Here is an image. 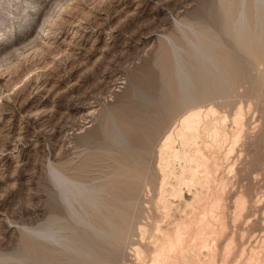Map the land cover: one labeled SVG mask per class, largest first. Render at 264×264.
<instances>
[{
	"label": "rangeland",
	"instance_id": "rangeland-1",
	"mask_svg": "<svg viewBox=\"0 0 264 264\" xmlns=\"http://www.w3.org/2000/svg\"><path fill=\"white\" fill-rule=\"evenodd\" d=\"M1 1L8 24L0 19V32L8 33L0 36V264H68L74 257L69 242L80 243L92 230L70 216L56 178L82 189L98 187L105 206L112 204L116 189L108 181L125 178L114 174L128 147L140 150L143 175L133 190L120 191L131 235L109 264H147L151 235L182 221L213 191L224 196V230L204 253H212L216 264H251L254 255L264 260V58H190L196 35L207 31L212 40L219 33L220 0H21L17 7ZM223 59L228 74L239 76L213 87L223 78L217 68ZM164 101L180 103L183 113L201 110L202 127L206 110L216 109L217 125L227 134L225 145L209 142L206 148L219 159L220 173L212 174L217 181L183 170L184 159L163 148L162 139L176 134L181 120L173 111L158 121ZM155 122L147 142L142 131ZM204 138L211 141L203 134L189 146L180 138L173 144L196 156ZM132 160L123 166L137 163ZM217 178L225 182L221 190ZM211 183L220 191L211 192ZM83 204L75 203L77 212ZM48 232L54 241L39 237Z\"/></svg>",
	"mask_w": 264,
	"mask_h": 264
},
{
	"label": "bare ground",
	"instance_id": "bare-ground-1",
	"mask_svg": "<svg viewBox=\"0 0 264 264\" xmlns=\"http://www.w3.org/2000/svg\"><path fill=\"white\" fill-rule=\"evenodd\" d=\"M20 2H22V1L17 0L14 2V0H13V6L17 7ZM218 2L219 3L221 2V4H220L221 6H219L220 10H217V12L220 11L219 17H217V19H215L216 17L213 19H215V22L217 21V23H218L219 33L216 34L215 36H213L214 38H212V40H211V38L207 37V36L211 37V35H208L207 31H205L204 34H202L203 36H197L196 35L197 38L195 41H197V42L195 43L196 45H194V47H193V51L190 54V58H233L237 54H238V56H239V54H240V56H242V55L247 56V57L249 56V58L250 57L258 58V59L264 58V0H220ZM2 4H3V2L1 1L0 2V15L2 13L1 11L3 9L6 10L8 7L6 4L5 5L3 4V6H2ZM210 5H212V4H210ZM52 7H55V6H52ZM51 9H54V8H51ZM215 9H216V7L210 13L211 14H212V12L214 13ZM4 12H6V11H4ZM4 12H3V14H4ZM217 12H215V14ZM7 15H8V13H7ZM7 15L5 14L3 17L1 15L0 19L3 20V22H2L3 26H4V24H8L7 20L4 19ZM210 16H213V15H210ZM11 17L12 16L10 15L9 18H11ZM210 20H211V17H210ZM32 27L33 26L30 25L29 29H31ZM1 28H2V26H0V31L2 30ZM7 33L8 32L6 30H4V31L0 32V36L2 37L4 35H6ZM47 34H49V32L46 31V29H45V36L46 37H47ZM192 41H194V39ZM30 45H32V43ZM27 50H28V48H27ZM16 54H17V52H16ZM220 64L221 63L217 64V68L222 70L221 67L223 68V66L220 67ZM223 69H224V71L222 70L223 78L218 77V79H217V80L221 81L220 82L221 84L223 83L224 80H225V82L232 80V73L228 74V72H227V70L231 71L228 68V65L225 66V68H223ZM225 73H227L226 76H224ZM213 83L214 82L211 83V86H213ZM217 86H218V84H217ZM213 87H216V86H213ZM159 106H161L160 109L161 108L163 109V110H161L162 115L158 119L159 122L165 121L167 119L168 115H170L169 113L173 112V111H175V112L178 111L177 114L179 116H181L180 117V119H181L180 120V126H179V129L176 132V134L169 132V134H167L165 136V138L162 139L163 140V142H162L163 148H165V149L167 148V150L169 151L170 154L181 159V161L184 159V161H185L184 165L181 166L183 170L189 169L193 173L198 171V174L200 173V171H203L204 172L203 177L205 176L204 177L205 180L212 179V180L217 181L216 179H214L212 174L215 171L217 172V169H219V165L217 163V161L219 159L216 160L215 158H213V156H211L212 154H209L210 152L208 153V149L206 152V148H210L211 145H209V142L213 146L214 145L217 146L218 144L220 145L222 138L224 136H226L227 134H225L223 126L222 127L218 126L219 125L218 121H219L220 117H216V114H215L216 109H214L213 107H210L208 110H206L207 111L206 115H204V117L206 116V118L203 117L204 118L203 120H205V119L206 120L204 122L205 123L204 127H202V125H201L202 112H201V110H198L197 108L195 109V107H192L191 109L189 108L188 110H191V111H189V112L186 111L187 113H185V112L183 113V111H181V112L179 111L180 109H182L180 103H178V104L172 103V102L168 103V102L164 101V103L160 102ZM179 116H177V117L179 118ZM221 119H220V123H221ZM240 119H241V115L238 114L237 116H235L234 122L237 123V122H239ZM153 121H154V119H153ZM123 125H124V123H123ZM124 126H125V130H127V132L131 131V130L128 131L129 129H127L128 128L127 124H125ZM157 126L158 125L155 122L153 127L149 128V129H145V130L143 129L142 135L147 138V140H146L147 142L149 141L150 137L154 134L155 130L157 129ZM201 127L203 128L204 136H206L207 139L210 138L211 141L208 140V142H207V140L204 138L206 141H203L201 143V145L198 144L199 148H197V149L201 152L202 155L200 154L201 158H197L196 156L200 152L196 156L194 154L190 155V154H187L184 147H185V145H188L190 143H196L198 136L203 135V134H200ZM109 128H111V127H109ZM114 132H116V130ZM164 132H166V131H164ZM116 134H118V133H116ZM130 136H132V132H131ZM105 137H106V135H105ZM156 138H157V136H156ZM176 138H180L179 140H181V143H182L181 145L184 147L180 148L181 146L180 147H178L177 145L174 146V144H175L174 141L176 140ZM225 138L222 141H226ZM118 140H117V142H120ZM213 141L216 144H213ZM221 143H223V142H221ZM232 143L234 144V142H232ZM183 144H185V145H183ZM223 144L225 145L226 142ZM194 145H197V144H194ZM160 146H161V144L159 145V147ZM127 147H128V145H127ZM128 148H126L125 153L123 152L124 154L122 153L123 154V155H121L122 157L121 158L119 157L120 161H121L120 162L121 165L120 164L118 165L117 171L115 172L114 176L118 179H119V177H125V178H127V180L129 179V181L124 180L125 178L119 179V181L117 179H115V180L111 179L108 181V185H110L111 188L114 187V189H116V195H115L116 199L115 200L112 199V200H114V202L112 204L105 206L104 203L107 204V202H103L102 198L99 197L102 194L98 195L100 192V189H98V187L94 186L93 188L82 189L83 187L68 184L67 182H65L61 178H59V177L56 178L58 188L61 192L60 194H61V196H62V198L66 204V207L69 210L70 216L77 223H80L83 226L85 225L84 228H86V227L89 228V226H90L91 230H92V233H91L92 235L87 234L88 236L83 237L80 240V243H73V241L69 242V243H71V242L72 243L69 245L68 251L73 252L74 257L72 258V260L68 264H109L111 261L110 259H112L111 258L112 254L114 253V251L118 252L120 245L122 244L123 240H125L124 236L128 237V236H126V234L129 235L128 233H130L129 230L131 228L132 219H130V217L128 216L126 207H124L122 204H120L121 202L119 199H121V198H119V194H120L121 190H125L124 186H127L126 187L127 189L133 190L136 187L138 180L143 175V170L140 167L141 163H138L140 160L139 158H141V155H139L140 150H134V148H129V149ZM137 149H138V147H137ZM222 150H223V148H222ZM197 152L198 151H196V153ZM223 153L225 154V151ZM227 153H228V151L226 152V154ZM167 158H166V160H167ZM132 159L137 161L138 164L134 161L135 165H133V166H128V165L123 166V164H125V162L127 160L129 161ZM226 161H227V159H226ZM129 163H131V162H129ZM220 169H221V167H220ZM220 169L218 171L219 173H220ZM215 175H216V173H215ZM203 177H202V179H203ZM111 178H114V177H111ZM185 179H187V178H185ZM217 179L220 180L219 178H217ZM149 181H150V179H149ZM215 181H213L212 183H215ZM191 182H192V180H188L187 183H191ZM217 183L219 184V182H217ZM218 184H216V185L218 186V189H220V187H223V185H225V182L224 181L221 182V180H220V184H219L220 186ZM226 184H228V182ZM215 189L218 190L217 187H215V188H211L210 191L212 192ZM220 190H218V191H220ZM106 191H108V189ZM222 191H223V189H222ZM208 195L205 196V197H207L205 202L202 199L203 203H201L200 205L197 204L199 206L193 207V209L189 213V215L186 216L182 221L174 224L173 226H171L167 229L160 230L158 233L155 232L156 234L154 233L155 234L154 236L151 235V237H153L151 240V244L153 245L154 250H153L152 255H150V259L147 261L148 262L147 264H216L213 260V258H215V257H213L212 253H210V252L204 253L203 249H205V248L208 249L210 247H212V249H213V247H216V245H217L216 235L220 234V232H222L224 230L223 227H224L225 221L222 218L223 215L220 214V211H222L221 206L224 203L222 197H224V196H220V195H218V193H214V191L212 192V194H208ZM108 196H110V193ZM104 198H103V200H104ZM224 199H226V198H224ZM130 202H132V201H130ZM75 203H79V204L84 203L83 209L81 208V210L79 212H77L75 209ZM241 204H242V201H241ZM194 205H196V204H194ZM68 210H67V212H68ZM236 210L238 211V209H236ZM161 213L163 214V212H161ZM159 214H160V212H159ZM133 215H134V213H133ZM90 217L92 218L91 220H90ZM133 218H134V216H133ZM234 218H235V216H234ZM135 219H136V217H135ZM236 219H237V217H236ZM92 221L93 222L95 221L96 225H93ZM133 221H135V220L133 219ZM157 223H159V222H157ZM76 227H78V226H76ZM144 229H145V227H144ZM144 229L140 227V230H142V231H140L142 237H144V234H145ZM74 230H75V228H74ZM51 233L52 232H48L45 234L39 233L40 234L39 237L41 239L43 238L45 241H48V242L54 241L55 237H53V234H51ZM80 234H82V233H80ZM85 235H86V232H85ZM130 235H131V233H130ZM130 235H129V237H130ZM225 240H227V239H225ZM58 241L60 242V240H58ZM90 241H91V243H90ZM149 242H150V240H149ZM230 242L232 243V241H230ZM61 243H63V242H61ZM64 244H66V243H64ZM226 244H227V242H226ZM228 244H229V240H228ZM64 249H66V248H64ZM225 249L227 250L228 248H225ZM228 250H230V249H228ZM136 252L140 256L141 252L138 249L136 250ZM212 252H214V251H212ZM222 252H223V250H222ZM203 253H204V256L202 257L201 254H203ZM223 253L228 254V252H226L225 250ZM223 253H221V254H223ZM133 254H134V252H133ZM213 254L215 255V253H213ZM227 254H226V257H227ZM50 257L52 258L51 255H50ZM224 257H222V258H224ZM256 257H258V256H256ZM256 257L254 255V260H251L252 263L250 261L251 264H264V260L261 262L260 261L261 259L259 260ZM139 261H140V259H139Z\"/></svg>",
	"mask_w": 264,
	"mask_h": 264
},
{
	"label": "water",
	"instance_id": "water-1",
	"mask_svg": "<svg viewBox=\"0 0 264 264\" xmlns=\"http://www.w3.org/2000/svg\"><path fill=\"white\" fill-rule=\"evenodd\" d=\"M222 61H223V63L220 64V67L223 66V68H225L224 63H225L226 60L223 59ZM230 66H231V65H230ZM231 67H232V69L235 68V66H231ZM223 68L221 67V69L224 71ZM238 68H239V67H238ZM234 74H235V73H234ZM235 76L237 77V76H239V75H238V74H237V75L235 74ZM235 76L232 77V80H234V79L236 78ZM224 81H225V80H224ZM224 81H223V83H222L223 85H221V83H220L221 81H220V80H216V82H215V81H212V82H214V83H213V86H217V84H218L217 87H219V88L222 87V86H225V85H224ZM207 86H208V85H207ZM207 86H206V87H207ZM219 91H220V90H219ZM219 91H218V92H219Z\"/></svg>",
	"mask_w": 264,
	"mask_h": 264
}]
</instances>
